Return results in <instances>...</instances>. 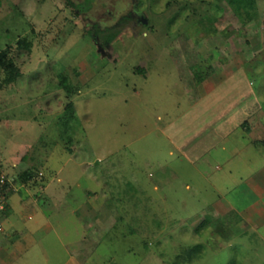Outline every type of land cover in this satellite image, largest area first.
Returning <instances> with one entry per match:
<instances>
[{
    "label": "rangeland",
    "instance_id": "374dc122",
    "mask_svg": "<svg viewBox=\"0 0 264 264\" xmlns=\"http://www.w3.org/2000/svg\"><path fill=\"white\" fill-rule=\"evenodd\" d=\"M255 2L0 0L3 264H264V222L236 215L264 146L196 134L233 109L264 134Z\"/></svg>",
    "mask_w": 264,
    "mask_h": 264
},
{
    "label": "crops",
    "instance_id": "0c3cea01",
    "mask_svg": "<svg viewBox=\"0 0 264 264\" xmlns=\"http://www.w3.org/2000/svg\"><path fill=\"white\" fill-rule=\"evenodd\" d=\"M236 109V108H235ZM234 110V109H233ZM231 111L230 114H226L225 116L219 117L218 119H215L214 122H208L207 125L204 126V129L199 130L196 132L197 135H199V140L202 139L204 136V139H207V146L203 148L207 150L206 152H209L212 148H214V144L218 137H228L230 136L234 131L238 130V128L242 129V133L249 134L252 136L251 143L255 144V146H264V134H262L260 125H246L247 121L251 118H244L240 112H238L235 116L234 111ZM234 115L235 117L231 116ZM246 122V123H245ZM207 128V129H206ZM203 135V136H202ZM205 143V141L203 142ZM205 145V144H204ZM197 148V147H196ZM194 152H198L199 155L203 154L204 152H200V150L194 149ZM187 155L188 153H184ZM188 156V155H187ZM246 183L247 187L250 189L251 193L256 197V200L251 203L250 205L246 206L243 209H237L234 206L229 207L228 205L223 206L221 210H234L237 209L236 215L240 216L242 219L248 220L251 224H253L252 220H257L259 224H263L264 222V167H262L258 171H254L251 174H248L246 176ZM232 208V209H231ZM218 210V209H217ZM219 210V211H221ZM8 211H12V206H8ZM7 216H4L2 229L0 230V233L4 229V223ZM42 225V224H41ZM11 239H6L5 237H2L0 235V264H3L2 259L5 258L7 260L9 257H11L14 254V250H8L5 245H11L9 244Z\"/></svg>",
    "mask_w": 264,
    "mask_h": 264
},
{
    "label": "built area",
    "instance_id": "2783aa9c",
    "mask_svg": "<svg viewBox=\"0 0 264 264\" xmlns=\"http://www.w3.org/2000/svg\"><path fill=\"white\" fill-rule=\"evenodd\" d=\"M14 190V180L6 172L0 153V230L2 229L5 211L9 206V197Z\"/></svg>",
    "mask_w": 264,
    "mask_h": 264
},
{
    "label": "trees",
    "instance_id": "16d2710c",
    "mask_svg": "<svg viewBox=\"0 0 264 264\" xmlns=\"http://www.w3.org/2000/svg\"><path fill=\"white\" fill-rule=\"evenodd\" d=\"M255 0H229V4L231 6H235L233 11L235 12V14H240V16L242 17L243 13H246V15H248L249 17L251 16V12L249 13V11H252V9L255 8ZM96 33H100L99 30H97ZM113 39V36L111 35V37L109 38V42ZM25 46V45H24ZM23 46V48H24ZM28 44L25 46L27 47ZM1 57L4 56V54L0 55ZM1 63H3V61H1ZM6 65V64H5ZM9 81H13V77L9 78ZM196 80L198 82L202 81V77L200 75L196 76ZM8 209V206H7ZM7 209L5 211V214H7Z\"/></svg>",
    "mask_w": 264,
    "mask_h": 264
},
{
    "label": "flooded vegetation",
    "instance_id": "af4514ba",
    "mask_svg": "<svg viewBox=\"0 0 264 264\" xmlns=\"http://www.w3.org/2000/svg\"><path fill=\"white\" fill-rule=\"evenodd\" d=\"M87 2V1H86Z\"/></svg>",
    "mask_w": 264,
    "mask_h": 264
}]
</instances>
